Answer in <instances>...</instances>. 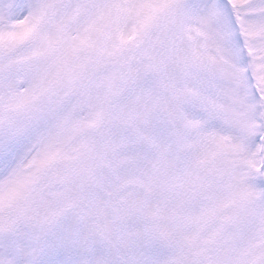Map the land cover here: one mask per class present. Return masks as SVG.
Masks as SVG:
<instances>
[{"label": "snow or ice", "instance_id": "1", "mask_svg": "<svg viewBox=\"0 0 264 264\" xmlns=\"http://www.w3.org/2000/svg\"><path fill=\"white\" fill-rule=\"evenodd\" d=\"M0 264H264V0H0Z\"/></svg>", "mask_w": 264, "mask_h": 264}]
</instances>
